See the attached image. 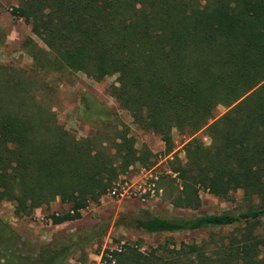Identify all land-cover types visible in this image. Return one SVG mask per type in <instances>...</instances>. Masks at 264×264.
Wrapping results in <instances>:
<instances>
[{
	"label": "trees",
	"instance_id": "1",
	"mask_svg": "<svg viewBox=\"0 0 264 264\" xmlns=\"http://www.w3.org/2000/svg\"><path fill=\"white\" fill-rule=\"evenodd\" d=\"M10 1L12 17L41 42H22L28 76L0 65V200L14 203L13 214L58 199L67 208L49 222L78 219L119 175L151 166L150 149L136 148L126 126L111 124L104 104L82 96L78 117L97 124L75 137L31 97L41 76L115 75L106 91L138 128L167 144L172 130L190 137L203 129L208 138L192 136L183 157L169 160L170 204L195 210L205 190L223 199L240 191L242 205L191 216L120 213L113 225L167 236L142 250L135 243L106 248L100 263L264 264V0ZM218 105L225 110L213 118ZM106 228L58 236L30 253L0 216V264H65ZM197 230L205 237L176 243L168 235Z\"/></svg>",
	"mask_w": 264,
	"mask_h": 264
},
{
	"label": "rangeland",
	"instance_id": "2",
	"mask_svg": "<svg viewBox=\"0 0 264 264\" xmlns=\"http://www.w3.org/2000/svg\"><path fill=\"white\" fill-rule=\"evenodd\" d=\"M13 4L14 2L10 0H0V29L3 31V38L0 40V65L7 64L22 69V74L28 76L31 61L22 47V42L26 37H31L39 45L41 42L31 34L28 25L21 18L12 17L10 10ZM31 75L29 78L33 80L34 76ZM113 83L116 84L115 75L94 81L81 72H70L63 73L61 77L41 76V79L31 84L30 92L34 100L50 106L57 122L75 137L91 135L97 124L90 119L82 121L78 117L82 96L104 104L112 113L111 124L115 123L117 128L121 125L126 126L128 133L134 138V146L138 148L141 144H145L151 151V166L145 168L135 165L125 174L119 175L111 185L113 187L117 183L122 184L123 181L127 182V185L133 184L129 190L140 193V198L132 195L110 196L108 194L110 187L97 202L89 203L80 211V218L59 224H51L47 218L49 214L61 213L67 208V205L61 204L58 199L51 201L47 206L33 209L27 216H15L14 203L0 200V216L5 218L19 234L18 244L23 251L35 252L58 236L69 233L85 237L87 230L91 227L99 223H107L103 235L82 244L80 250L74 249L65 258V264H100V255L106 248H118L124 243H135L142 250L161 242L164 239L163 236H167V234H147L113 225L120 213H136L140 208H145L156 215L191 216L198 213L230 210L242 205L240 191L233 193L228 199H223L205 190H199L201 203L195 210L171 205L167 196L171 182L168 174L170 173L173 177L174 173L168 170L169 160L183 157L182 146L192 136L203 143H208V138L203 129L197 130L190 137L181 136L172 130L167 144L157 134L144 132L131 122L124 110L117 108L114 99L107 93V87ZM224 110V107L216 106L212 110L213 118L219 116ZM168 235L173 242L178 243L180 240L186 242L191 239L198 240L206 234L204 230H197Z\"/></svg>",
	"mask_w": 264,
	"mask_h": 264
},
{
	"label": "built area",
	"instance_id": "3",
	"mask_svg": "<svg viewBox=\"0 0 264 264\" xmlns=\"http://www.w3.org/2000/svg\"><path fill=\"white\" fill-rule=\"evenodd\" d=\"M132 186H133V184L127 185V182L123 181L122 184L117 183L115 186L111 187L110 190L108 191V194L110 196H114V197H122L124 195H132V196L140 198V193H136L132 190H129ZM136 195H138V196H136Z\"/></svg>",
	"mask_w": 264,
	"mask_h": 264
}]
</instances>
